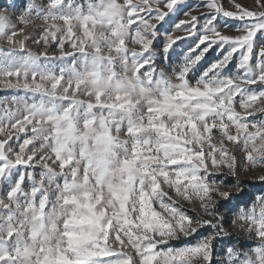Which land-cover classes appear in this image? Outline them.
<instances>
[{"label": "snow or ice", "instance_id": "1", "mask_svg": "<svg viewBox=\"0 0 264 264\" xmlns=\"http://www.w3.org/2000/svg\"><path fill=\"white\" fill-rule=\"evenodd\" d=\"M180 3L0 5V84L24 91L0 102V264H264V190L241 207L237 163L264 169V0L185 13L175 28L196 39L177 54L185 36L164 24ZM215 45L222 58L190 80ZM222 208L255 245L229 239Z\"/></svg>", "mask_w": 264, "mask_h": 264}, {"label": "rangeland", "instance_id": "2", "mask_svg": "<svg viewBox=\"0 0 264 264\" xmlns=\"http://www.w3.org/2000/svg\"><path fill=\"white\" fill-rule=\"evenodd\" d=\"M37 4L42 3V0H35ZM208 2V0H181V3L177 5L176 10L173 13L169 14V17L166 18V23L164 24V28L173 32L175 35H183L185 36V39L178 41L177 45L174 46L176 49V53L179 54L182 51H186L189 46L192 45V43L195 41V37H188L186 33L181 32L179 29L175 28V25L178 24L181 20H187L189 17L185 13H191V15H196L197 17L202 18V13H207L208 9L206 7H203ZM239 3L244 5L245 7L251 8L252 6V0H238ZM12 3V0H0V5H9ZM218 3H221L222 6L225 8V10H234L231 0H218ZM189 6H192L191 8ZM20 9H16L13 11L12 9H9L8 15L13 17L12 23L17 27H21L19 20L16 19V17L20 14ZM220 30L222 34L230 36V37H236L241 35L239 31L236 29L241 27L244 22L239 20H232L230 18H224L220 17ZM224 25H227V27H224ZM28 31H31V29H28ZM259 38V34H258ZM161 41L163 40V35H161ZM30 48H32L34 51L36 50L37 46L34 44L29 45ZM228 46L224 45L223 48L220 45H215L208 53L205 54L204 58L200 61V63L196 66V69L193 70V72L189 73V79L193 80L196 76L200 74L203 70L208 68L213 62L216 60L222 58V55L224 54V49H226ZM239 56V53L235 54L232 61L229 63L227 68L224 70L226 73L235 75L236 74V63L237 58ZM177 57H174L173 59V66L176 64ZM253 88L258 87V85H253ZM24 95V91L21 88H8L4 85L0 84V102H6L10 100L12 97H18ZM259 114H257V117ZM257 117H249L250 120L256 119ZM237 163H238V171H239V183L246 182L242 185L243 188V195L241 196V207H243L245 204L251 203V197L250 194H260L262 190H264V181H261L259 177L261 175H264V169H255V170H245L243 166V160L240 157V154L237 153ZM219 180H223L225 183L232 182L235 183L237 180V177L227 174V169H224V172L216 177ZM186 211L189 215L195 216L197 215V212L193 210L190 206L187 204L184 205ZM222 214L228 215V219L226 220V227L229 229L231 236L229 237L230 240H239L241 244L245 247H251L257 243L255 239H247L245 234L240 233L238 229L231 224V220L234 219V214H227L225 213V210L221 209ZM210 229L208 228H202L200 231L192 237H181L179 240H171L169 241L168 245H162L161 247H183L186 244L189 243H195L197 239H199L201 236L207 235L209 233ZM217 253L221 251V248L218 247L216 249ZM218 264V260H217Z\"/></svg>", "mask_w": 264, "mask_h": 264}, {"label": "trees", "instance_id": "3", "mask_svg": "<svg viewBox=\"0 0 264 264\" xmlns=\"http://www.w3.org/2000/svg\"><path fill=\"white\" fill-rule=\"evenodd\" d=\"M244 183H246V182H241L240 185L242 186Z\"/></svg>", "mask_w": 264, "mask_h": 264}]
</instances>
